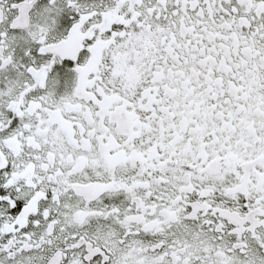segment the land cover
Returning a JSON list of instances; mask_svg holds the SVG:
<instances>
[{
  "label": "snow or ice",
  "instance_id": "6c2138e0",
  "mask_svg": "<svg viewBox=\"0 0 264 264\" xmlns=\"http://www.w3.org/2000/svg\"><path fill=\"white\" fill-rule=\"evenodd\" d=\"M0 264H264V0H0Z\"/></svg>",
  "mask_w": 264,
  "mask_h": 264
}]
</instances>
